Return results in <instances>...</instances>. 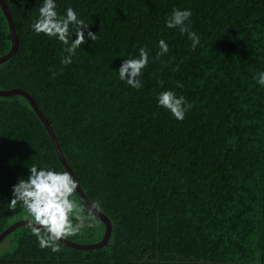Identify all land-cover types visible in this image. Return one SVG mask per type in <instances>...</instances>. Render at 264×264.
Here are the masks:
<instances>
[{
  "label": "trees",
  "instance_id": "obj_1",
  "mask_svg": "<svg viewBox=\"0 0 264 264\" xmlns=\"http://www.w3.org/2000/svg\"><path fill=\"white\" fill-rule=\"evenodd\" d=\"M4 1L19 44L0 65V90L34 98L112 234L96 250L60 242L53 253L20 226L0 241L13 244L0 248V264H264V89L253 80L264 71V0H58L99 37L67 67L62 45L31 30L39 0ZM173 7L193 10L195 51L164 27ZM159 38L171 51L150 63L144 87L119 81L124 56L146 46L154 57ZM11 46L0 6V57ZM176 81L192 104L183 121L155 100L161 84ZM32 164L67 171L28 101L0 97V234L25 220L20 205L11 211L6 202ZM73 198L88 208L78 192ZM92 216L94 227L66 239L100 242L106 225Z\"/></svg>",
  "mask_w": 264,
  "mask_h": 264
},
{
  "label": "clouds",
  "instance_id": "obj_2",
  "mask_svg": "<svg viewBox=\"0 0 264 264\" xmlns=\"http://www.w3.org/2000/svg\"><path fill=\"white\" fill-rule=\"evenodd\" d=\"M37 12L30 25L32 32L37 36L43 34L62 45L60 64L65 67L73 63V58L81 46L89 40L95 44L99 39L97 32L91 30V24L83 18V14L71 5H66L61 10L58 0H39ZM192 17L191 8L173 7L164 18V27L186 36L190 41V50L195 51L201 43V36L193 30ZM156 48L154 57L151 49L146 46L138 47L135 53L126 54L117 70L119 81L131 89L141 90L144 87L142 77L150 63L171 51L165 38L157 40ZM55 76L56 73L53 72L52 78ZM253 80L264 89V71L256 73ZM183 87L180 81H176L175 88L165 89L161 84L162 90L155 95L157 107L167 110L177 121H183L192 107L191 102L176 91ZM28 169L29 175L19 178L12 185L11 199L6 202L7 209L14 211L20 205L26 212L24 218L36 235L39 247L59 253L62 239L81 233L85 227H94L92 213L100 209V202H89L86 209L73 198L79 181L70 170H57L51 165L45 167L38 164H32Z\"/></svg>",
  "mask_w": 264,
  "mask_h": 264
},
{
  "label": "water",
  "instance_id": "obj_3",
  "mask_svg": "<svg viewBox=\"0 0 264 264\" xmlns=\"http://www.w3.org/2000/svg\"><path fill=\"white\" fill-rule=\"evenodd\" d=\"M0 6L1 9L7 19L8 25H9V30H10V35L12 38V46H11V50L9 51L8 54H6L3 57H0V65L6 63L7 61H9L17 52L18 49V44H19V40H18V36L16 34V29H15V24H14V19L12 17V14L10 13L8 6L6 4V2L4 0H0ZM12 96H21L23 98H25L28 103L30 104V106L33 108V110L35 111V113L37 114V116L40 118V120L42 121V123L44 124V126L46 127L49 136L53 142V145L55 146L57 155L59 156L62 164L64 165V167L66 168V170H70L71 173L75 176L74 172L72 171V169L70 168L68 162L66 161L62 149L58 143V140L56 138V135L54 133V130L52 129L50 123L48 122V120L45 118V116L43 115V113L41 112V110L39 109L36 101L34 100V98L25 90L23 89H11V90H0V97H12ZM76 177V176H75ZM77 192L79 193V195L81 196V198L85 201V203L89 204L90 199L86 196V194L84 193V191L82 190L80 184L79 187L77 189ZM94 216H96L101 222H103L106 225V232L105 235L103 237V239L98 242V243H93V244H78L75 242H72L70 240L67 239H62L61 243L77 249V250H96L99 249L101 247H104L106 245H108L111 234H112V224L110 222V219L104 215L103 213H101L100 211L96 210L95 212L92 213ZM20 226H29L28 222L26 220L23 221H19L14 223L13 225H11L9 228H7L4 232H2L0 234V241L3 240L4 238H6L10 233H12L16 228L20 227Z\"/></svg>",
  "mask_w": 264,
  "mask_h": 264
},
{
  "label": "rangeland",
  "instance_id": "obj_4",
  "mask_svg": "<svg viewBox=\"0 0 264 264\" xmlns=\"http://www.w3.org/2000/svg\"><path fill=\"white\" fill-rule=\"evenodd\" d=\"M80 240H82V239H80ZM12 247H13V244L9 240H6L3 244H1L0 248L3 249V250H9Z\"/></svg>",
  "mask_w": 264,
  "mask_h": 264
}]
</instances>
